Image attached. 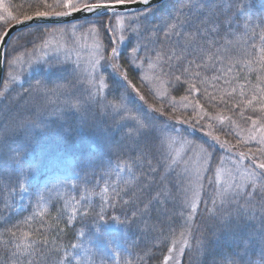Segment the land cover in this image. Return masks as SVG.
<instances>
[{
  "label": "snow or ice",
  "instance_id": "obj_1",
  "mask_svg": "<svg viewBox=\"0 0 264 264\" xmlns=\"http://www.w3.org/2000/svg\"><path fill=\"white\" fill-rule=\"evenodd\" d=\"M33 20L45 27L38 36ZM16 25L25 27L10 35ZM78 32L93 38L86 66L78 54L72 61ZM54 43L62 61L37 56ZM41 61L69 76L24 89L63 99L48 119L35 107L0 119V264H185L186 253L189 264H264V0H174L164 12L159 0H0L5 91L17 69ZM53 129L90 133L98 149L65 177L75 181L66 196L53 188L16 220L15 193L37 169L27 146ZM157 182L147 203L132 198ZM170 202L149 233L164 236L171 220V246H141L154 206ZM78 217L76 242L65 244Z\"/></svg>",
  "mask_w": 264,
  "mask_h": 264
},
{
  "label": "trees",
  "instance_id": "obj_2",
  "mask_svg": "<svg viewBox=\"0 0 264 264\" xmlns=\"http://www.w3.org/2000/svg\"><path fill=\"white\" fill-rule=\"evenodd\" d=\"M17 5L22 3L24 0H14ZM174 3V0H168L167 2L163 3L161 6V11L164 12L167 9H169L172 4ZM252 3L255 7L261 6V0H252ZM83 23V22H82ZM55 27H64V28H70L71 25H64V26H48L47 30L51 31ZM29 31L35 33L37 36L45 31V27L41 26L39 28H31ZM26 72L23 73L21 82H17L14 84H9L7 90L5 91L4 83L2 86L1 91L5 92L6 99H0V119H2L5 115H12L15 116L18 113L23 112L25 109L35 107L37 111L40 113L41 116H43L45 119H48V113H50L53 109L57 107V105H63V99L58 96H52L48 99L45 98H37L35 94L28 95L24 92L25 88L30 87L31 85H34L37 79H45L50 80L52 83L49 85L50 87H54L56 83L62 82V77L69 76V73H52L46 70L41 71H35L34 70H25ZM6 75V74H5ZM5 79V77H4ZM176 99L179 101V97L181 95H184L183 91H179L176 94ZM149 102L151 103V98L149 97ZM188 111H191L189 109ZM177 127H181L177 125ZM196 136H199V133L195 134ZM191 138V137H189ZM98 149V142L96 140V137L94 135H91L90 133H83V134H73L70 136H65L61 132H58L57 130L53 129L50 131L47 135L41 136L39 140L30 146H27V154L30 155L33 153L35 155L34 160L37 161V169L35 171V175L33 177L38 179L45 178L49 172H51L52 167L55 166L57 168L58 165H60L64 159L71 158L74 161V166L69 169V173L74 175L77 171V165L80 159L83 155L86 153H92L96 152ZM138 176H140V173H137ZM173 181H175V175L172 177ZM148 183H152L151 178H149ZM71 184H68L66 187L67 190L63 192L62 187H59L57 185L45 188L44 194L47 193L49 190L53 188H60L62 195H67L69 193V186ZM158 185L154 184L153 188L151 190L148 189L147 184L141 185L140 187L135 188V194L132 197L135 199L137 196H139L145 203L149 201V196H155V189ZM166 187H170V185L165 182ZM207 187V186H206ZM143 189V190H142ZM82 190V189H81ZM72 195H75L76 192L72 191ZM20 195V191H17L15 193V205L11 209V211L14 214V219L16 220H22L24 217L29 216L31 213L32 208H34L33 204L26 207L25 210L19 211L17 209V199ZM32 197H35L34 193L31 194ZM33 203V202H32ZM63 201H61V204ZM99 201L98 198L94 202V206L98 205ZM154 205V201H153ZM50 210H51V202L49 204ZM57 207H60V205H57ZM0 209H3V205L0 204ZM200 212H203V207H201ZM19 213V215H16ZM167 213L171 215L172 213V207L171 202L169 206H165L163 203L159 206H154V210L150 213L151 219H146L144 225H142V229L144 232L143 237V246L144 244H147L148 246H151L152 244L159 245L165 252L167 247L171 246V236L167 233V226L169 224H172L173 222L171 220L165 221V234L164 236H161L158 231L149 233V229L155 224L156 217L160 216L161 219L164 218V214ZM53 215L55 213L53 212ZM66 219V217H65ZM198 220L206 221V217H197ZM182 219L177 216L175 223L178 225L182 223ZM80 228L79 223V217L77 218V223L75 228H70L68 231V235L64 239V243L68 244L69 242L75 243V235L78 234ZM86 231V229H85ZM133 232H136V229H133ZM179 233V228H177V237ZM133 239L140 240L141 237L139 234L136 236L129 235L128 236V243L130 244ZM123 242V241H122ZM163 253L161 251L156 252V256L160 257ZM0 258H2V253H0ZM185 264H189V254L186 253L184 257ZM152 264H157V261H153Z\"/></svg>",
  "mask_w": 264,
  "mask_h": 264
},
{
  "label": "rangeland",
  "instance_id": "obj_3",
  "mask_svg": "<svg viewBox=\"0 0 264 264\" xmlns=\"http://www.w3.org/2000/svg\"><path fill=\"white\" fill-rule=\"evenodd\" d=\"M20 1V0H17ZM6 3H11L13 6L17 5V3L14 0H5ZM24 1H22L23 3ZM167 2V1H166ZM82 23V22H81ZM79 24V23H77ZM80 33H77V38H78V42L75 44V51L72 53V61L74 62L76 60L77 54L80 57V62L83 63L85 66L87 65V61L90 58L91 55V45L93 43V38L88 37L87 35H84L83 39H79L80 37ZM56 47L55 43L53 44V46L48 49V51L46 53H41L38 52L37 56L38 57H43L44 59H51L53 61V63H55L56 61V57L59 56L60 60L62 61L64 59V50L61 49L59 52L54 51L53 49ZM59 66V65H57ZM35 67V71H41V70H48V65L44 64L43 61H41L39 64H34L33 68ZM25 70H28L27 65H25L23 67V69H17V72L19 73V78L18 80L15 82H21V78L24 72H26ZM5 77V75H4ZM2 89V88H1ZM1 91V90H0ZM35 155L33 153H31L30 155H28V158L30 160H34ZM74 166V161L71 158H66L63 160V162L57 166V168L52 167L51 172H49V174L43 178V179H38L33 177L31 179V186L24 192H20V195L17 199V209L19 211H23L26 209V207L30 206L33 204V206L35 207L36 204V200L37 198L41 195L44 194V189L47 187H52V186H59L61 187V185H63L62 189L63 192L65 190H67V186L68 184H72L73 180H66L65 177L66 176H72V174L69 173V169H71ZM32 193H34L35 197H32ZM33 202V203H32ZM50 204V202H49ZM48 204V206H49ZM50 209V206H49ZM117 239H119V237H117ZM121 243H123L121 241Z\"/></svg>",
  "mask_w": 264,
  "mask_h": 264
},
{
  "label": "water",
  "instance_id": "obj_4",
  "mask_svg": "<svg viewBox=\"0 0 264 264\" xmlns=\"http://www.w3.org/2000/svg\"><path fill=\"white\" fill-rule=\"evenodd\" d=\"M166 1H168V0H159V4L160 5H162L163 3H165ZM125 11H127V10H125ZM77 16L79 17V14H77ZM68 19V21H69V23H65V24H55V23H48V26H64V25H71V23H79V22H83V18L82 17H80V18H77V19H74V18H67ZM27 24H31L32 25V27L31 28H35V27H37V22L35 21V20H33V21H29V22H26ZM41 26H43V25H41ZM40 26V27H41ZM25 27V25H16L15 27H13L12 28V30H11V33H10V35H14V34H16L18 31H19V29H21V28H24ZM4 75H5V73H3V72H0V90H1V88H2V86H3V81H4Z\"/></svg>",
  "mask_w": 264,
  "mask_h": 264
}]
</instances>
